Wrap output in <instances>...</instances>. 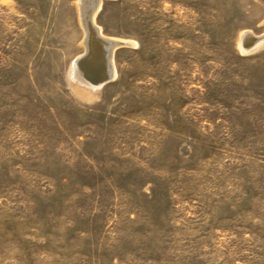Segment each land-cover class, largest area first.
Returning <instances> with one entry per match:
<instances>
[{"label":"rangeland","instance_id":"obj_1","mask_svg":"<svg viewBox=\"0 0 264 264\" xmlns=\"http://www.w3.org/2000/svg\"><path fill=\"white\" fill-rule=\"evenodd\" d=\"M77 2L0 0V264H264V5L101 0L91 95Z\"/></svg>","mask_w":264,"mask_h":264},{"label":"bare ground","instance_id":"obj_2","mask_svg":"<svg viewBox=\"0 0 264 264\" xmlns=\"http://www.w3.org/2000/svg\"><path fill=\"white\" fill-rule=\"evenodd\" d=\"M259 2L264 5V0ZM77 4L80 15L78 19L85 31V37L81 42L85 50L69 70L70 80L78 90L93 95L95 90L116 76L114 51L132 43L123 39L108 38L97 26L95 14L99 12L101 0H78ZM241 46L251 51L261 49L264 46V35L257 36L250 31L244 32Z\"/></svg>","mask_w":264,"mask_h":264}]
</instances>
